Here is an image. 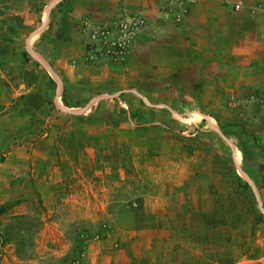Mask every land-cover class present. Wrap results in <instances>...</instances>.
Returning <instances> with one entry per match:
<instances>
[{
    "label": "rangeland",
    "instance_id": "rangeland-1",
    "mask_svg": "<svg viewBox=\"0 0 264 264\" xmlns=\"http://www.w3.org/2000/svg\"><path fill=\"white\" fill-rule=\"evenodd\" d=\"M148 26L83 16L90 73L1 109L0 264H264V90L184 114L174 77L125 72Z\"/></svg>",
    "mask_w": 264,
    "mask_h": 264
},
{
    "label": "crops",
    "instance_id": "crops-1",
    "mask_svg": "<svg viewBox=\"0 0 264 264\" xmlns=\"http://www.w3.org/2000/svg\"><path fill=\"white\" fill-rule=\"evenodd\" d=\"M166 4V0H0V111L27 95L35 116L41 97L32 96L50 90L53 81L64 88L75 74L90 73L77 30L80 19L89 15L103 21L124 8L141 11L149 24L135 41L125 72L141 74L152 84L174 77L181 85L176 90L184 92L173 106H189L184 114L203 117L202 108H215L224 98L240 101L248 92L264 90V0L229 4L190 0L187 13L174 16L166 13ZM173 10L180 12L181 7ZM163 96L159 93V98ZM168 101L152 105L171 106Z\"/></svg>",
    "mask_w": 264,
    "mask_h": 264
},
{
    "label": "trees",
    "instance_id": "trees-1",
    "mask_svg": "<svg viewBox=\"0 0 264 264\" xmlns=\"http://www.w3.org/2000/svg\"><path fill=\"white\" fill-rule=\"evenodd\" d=\"M125 113H127V112H125ZM128 115H130V114H128Z\"/></svg>",
    "mask_w": 264,
    "mask_h": 264
}]
</instances>
